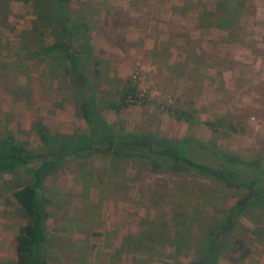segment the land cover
Instances as JSON below:
<instances>
[{
  "label": "rangeland",
  "instance_id": "obj_1",
  "mask_svg": "<svg viewBox=\"0 0 264 264\" xmlns=\"http://www.w3.org/2000/svg\"><path fill=\"white\" fill-rule=\"evenodd\" d=\"M66 2L90 23L88 76L109 124L153 138L195 137L264 161V0H245L225 28L203 23L226 13L220 0ZM51 9L47 0H0V139L13 135L37 153V123L56 137L88 133L57 59L33 54L62 40L59 23L46 19ZM129 81L140 99L120 112L106 108ZM167 106L194 110L197 122L178 120ZM219 118L225 126L212 130L207 121ZM29 180L27 166L0 172V264H16L14 237L27 220L13 192ZM44 190L54 201L42 249L48 264H190L203 229L241 195L217 179L94 154L55 165ZM226 238L217 264H264V206L243 213Z\"/></svg>",
  "mask_w": 264,
  "mask_h": 264
},
{
  "label": "trees",
  "instance_id": "obj_2",
  "mask_svg": "<svg viewBox=\"0 0 264 264\" xmlns=\"http://www.w3.org/2000/svg\"><path fill=\"white\" fill-rule=\"evenodd\" d=\"M47 1L52 6L50 14L47 18H40L59 23L62 40L40 45L34 49L33 54L57 59L62 74L69 78L80 100V112L88 124V133L56 137L43 124L37 123L35 130L43 142L42 152L39 153L28 148L13 135L0 139V172L12 173L27 166L30 176L26 185L13 192V199L21 206L27 220L14 237L16 264L49 263L42 252L49 240L50 211L47 206L54 203L44 190L48 171L66 158L79 160L93 154L109 156L118 161L142 159L153 171H176L184 174L191 172L203 178L217 179L240 190V197L224 219L214 226L206 225L203 229L205 234L197 243L198 253L190 262L217 264L219 257L224 254L227 234L234 229L240 216L255 206H264V161L259 157L248 158L235 151L212 147L195 137L164 139L153 138L154 136L145 131L117 130L104 119L95 87L88 76L94 53V47L87 37L90 23L72 16L66 0ZM220 1L219 7L225 9L226 13L212 21L203 22L204 25L225 28L237 21L245 10V0ZM232 3L238 8L236 13L228 8ZM207 15L212 14L207 12ZM72 42H76L78 47L68 49L67 44ZM96 64H100V61H96ZM138 93L137 85L129 81L121 90L119 100H108L105 106L120 112L140 99ZM167 109L178 120L188 121L191 125L197 122L194 110H173L170 106ZM207 125L216 131L224 127L225 122L223 118H219L217 122L207 121ZM228 126L233 131L237 130L231 122ZM36 158L41 159V163L30 166L31 161ZM214 161L217 165L213 164ZM221 233L226 235L223 237Z\"/></svg>",
  "mask_w": 264,
  "mask_h": 264
}]
</instances>
